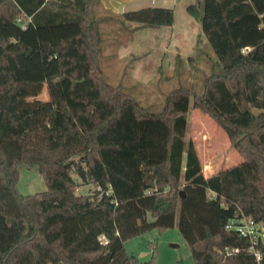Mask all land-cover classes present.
I'll return each mask as SVG.
<instances>
[{"label": "trees", "instance_id": "trees-1", "mask_svg": "<svg viewBox=\"0 0 264 264\" xmlns=\"http://www.w3.org/2000/svg\"><path fill=\"white\" fill-rule=\"evenodd\" d=\"M196 3L212 71L198 93L174 88L151 112L107 82L100 24L170 26L171 9L96 16L98 0H0V139L6 134L16 149L9 158L0 141V264H143L123 242L170 228L175 217L192 264H257L248 239L224 225L241 212L264 230V0ZM65 78L68 97L44 107L42 123L29 127L34 110L9 112L27 87ZM190 97L241 158L209 177L184 141ZM72 101L101 112L81 123ZM20 164L38 171L44 191H15ZM78 183L93 188L77 193ZM258 248L264 264V243Z\"/></svg>", "mask_w": 264, "mask_h": 264}, {"label": "rangeland", "instance_id": "rangeland-1", "mask_svg": "<svg viewBox=\"0 0 264 264\" xmlns=\"http://www.w3.org/2000/svg\"><path fill=\"white\" fill-rule=\"evenodd\" d=\"M134 6L130 5L128 9L135 10L137 7ZM94 13L98 16L95 10ZM100 26L103 32L100 64L107 82L122 86L126 92L130 90L129 93L148 111L160 110L165 96L174 88L185 87L190 94L198 93L204 78L212 71L214 57L203 39L197 38L194 44L167 41L163 36L165 32L159 33V30L147 27L144 29L135 22H105ZM213 71L216 68L213 67ZM66 82L68 80L65 78L57 84L27 87L24 94L12 97L9 112L20 115L34 110L29 127L42 123L47 118L43 108L48 105L56 107L59 100L66 97ZM2 98L0 96V102ZM70 104L81 123V116L94 121L101 112L96 110V113L91 111L90 115L87 114L92 103L72 101ZM252 111L259 112L257 109ZM56 118L59 119V116L56 115ZM2 121H6L5 116ZM188 140L192 141L201 163L209 159L217 164L222 161L217 167L226 168L241 160L224 131L206 114L191 107V97L184 132V141ZM0 141L9 158L16 155L14 140L3 134ZM17 169L14 188L18 194L28 195L46 189L43 178L35 168L20 164ZM72 176L77 182L80 181L76 173L73 172ZM92 188V185L78 183L75 191L89 192ZM123 247L128 255L143 264H192L189 248L176 228V217L172 227L145 231L124 241ZM216 252L223 253L218 248Z\"/></svg>", "mask_w": 264, "mask_h": 264}, {"label": "crops", "instance_id": "crops-1", "mask_svg": "<svg viewBox=\"0 0 264 264\" xmlns=\"http://www.w3.org/2000/svg\"><path fill=\"white\" fill-rule=\"evenodd\" d=\"M98 2L99 4L94 6V10L97 13V15H101V12L103 11H110L112 13H121L124 11H128L130 5H136L134 6L137 7L136 9L143 7L169 8L172 10L173 13V19L170 26L151 27V28L147 27V28L157 29L159 30V33L165 32V35L163 34L162 35L167 39V41H175V42L179 41L185 44L186 43L194 44L197 38L204 40V37L200 32L199 19L194 20L192 17H190L187 14L186 11L188 5L194 4L200 14V9L196 3L197 0H98ZM147 28L145 27L144 29ZM162 52H164V50ZM46 122L47 120H45V123ZM198 159L200 158L198 157ZM183 162H184V155L182 157V164ZM199 162L201 165V173L203 177H209L218 170L225 169V168L217 167L218 165L219 166L221 165L222 161L221 163L218 164L215 163L214 161L212 162L211 159H209L205 163H201L200 160Z\"/></svg>", "mask_w": 264, "mask_h": 264}, {"label": "built area", "instance_id": "built-area-1", "mask_svg": "<svg viewBox=\"0 0 264 264\" xmlns=\"http://www.w3.org/2000/svg\"><path fill=\"white\" fill-rule=\"evenodd\" d=\"M16 22L19 24L20 28L23 29L26 21H22L20 18H17ZM244 50L245 48L241 49V52H244ZM224 228L235 232L240 237L248 239L250 244L247 251L258 264L261 256L258 243L259 241L264 243V230L260 228V226L249 216H246L241 212L229 218L226 221ZM233 251H236V249H233ZM223 252L225 255L229 253L226 248L223 249Z\"/></svg>", "mask_w": 264, "mask_h": 264}, {"label": "water", "instance_id": "water-1", "mask_svg": "<svg viewBox=\"0 0 264 264\" xmlns=\"http://www.w3.org/2000/svg\"><path fill=\"white\" fill-rule=\"evenodd\" d=\"M186 11H187V14H188L190 17H192L194 20H198V19H199L200 14H199V11H198V9L196 8V6H195L194 4H190V5H188ZM77 175L79 176V178H80L81 180L84 178V177H83V172H82V170H79V171L77 172ZM179 194H180L179 197L182 198L183 195H182L181 191H179Z\"/></svg>", "mask_w": 264, "mask_h": 264}]
</instances>
